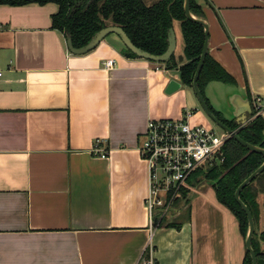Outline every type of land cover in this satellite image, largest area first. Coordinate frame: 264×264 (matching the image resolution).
Listing matches in <instances>:
<instances>
[{
	"label": "crops",
	"instance_id": "0c3cea01",
	"mask_svg": "<svg viewBox=\"0 0 264 264\" xmlns=\"http://www.w3.org/2000/svg\"><path fill=\"white\" fill-rule=\"evenodd\" d=\"M194 1L209 56L235 81L208 83V103L243 127L257 96L264 119V0ZM57 12L0 6V264H242L238 223L203 177L162 217L178 228H155L144 207L137 147L146 123L191 113V125H214L179 77V24L171 28L179 65L165 70L123 55L115 35L72 55L51 27ZM173 81L179 88L167 93ZM95 145L105 159L91 154Z\"/></svg>",
	"mask_w": 264,
	"mask_h": 264
},
{
	"label": "trees",
	"instance_id": "16d2710c",
	"mask_svg": "<svg viewBox=\"0 0 264 264\" xmlns=\"http://www.w3.org/2000/svg\"><path fill=\"white\" fill-rule=\"evenodd\" d=\"M184 0H160L147 6L142 0H0V6L25 7L26 5L54 4L58 12L52 16L51 27L70 37L73 48L85 46L91 38L107 26H115L124 31L133 46L156 56L162 55L168 48L167 36L174 23L179 24L182 35L183 56L185 62L180 64L175 60L174 54L164 65L165 70H172L178 65L179 77L182 85L192 89L194 73L199 64V58L204 47V28L186 19L183 13ZM190 13L203 18L201 7L194 0H190ZM123 55L138 59L126 48ZM204 65L199 74L198 88L207 107L215 118L226 125L231 131L246 143L264 149V119L262 108L252 107L250 122L241 127L232 121H227L211 108L204 90L208 83L217 82L230 86L235 85L234 79L228 75L208 54L204 58ZM162 65V64H159ZM223 162L198 169L187 181L192 185L199 177L212 183L215 197L219 205L225 207L238 223L239 234L245 240L248 221L242 208L235 202L234 194L237 187L264 162V157L249 152L240 143L227 139L222 149ZM188 188L181 191V196L174 206L187 198ZM264 195V170L240 193V199L250 211L252 220L260 212V197ZM154 227H176L179 225L166 224L164 219H154ZM256 225V220H254ZM252 239V249L255 252L257 264H264V252L260 250L259 243H264V229L259 233L257 241L255 233ZM242 264H251L249 252L244 250Z\"/></svg>",
	"mask_w": 264,
	"mask_h": 264
},
{
	"label": "built area",
	"instance_id": "2783aa9c",
	"mask_svg": "<svg viewBox=\"0 0 264 264\" xmlns=\"http://www.w3.org/2000/svg\"><path fill=\"white\" fill-rule=\"evenodd\" d=\"M113 67V60L103 62L104 70ZM252 104L256 109H263L257 96ZM190 116L187 113L183 119L149 120L139 141L138 155L148 174L144 207L152 226L155 218L160 220L173 212L182 189L187 188V181L198 169L223 162L222 149L229 136L224 131L191 125ZM101 153L98 145L91 152L105 159L106 155Z\"/></svg>",
	"mask_w": 264,
	"mask_h": 264
},
{
	"label": "water",
	"instance_id": "95a60500",
	"mask_svg": "<svg viewBox=\"0 0 264 264\" xmlns=\"http://www.w3.org/2000/svg\"><path fill=\"white\" fill-rule=\"evenodd\" d=\"M183 13H185L186 19H188V20L200 25L202 28H204V43H203L204 47H203L202 53H201L200 58H199L200 62L198 64L196 72L194 73V76H193L194 79H193V84H192V89H193V92L195 93V95L198 99L200 108L204 111L205 115H207V117L212 122V124H214L220 130H223L229 136L230 139L235 140L238 144L240 143L249 152L254 153V154L256 153V154L262 155L264 157V149L257 147V146L253 147L252 145L241 140L235 132L231 131L226 125L221 124L215 118V116L211 113L209 108L207 107L206 102L204 101L202 94L200 93L199 88H198V79H199V74H200V72L203 68V65H204V61H205L204 58L208 52L209 28L207 27V23L205 22L204 19L198 18V17L194 16L192 13H190V0H184ZM109 35L117 36L118 39L120 40L122 46L124 48H126L127 50H129L132 54H134L138 59H143V60L151 62L153 64H166V63H168L170 58L174 54L175 49H176L175 34H174L173 29L169 30V32H168V36H167L168 48H167L166 52L163 53L162 55L153 56V55L143 51L142 49H140V48L138 49L137 47L133 46V44L131 43L127 34L124 31H122L120 28L115 27V26H107V28L100 30L98 33H96L91 38V40L85 46L80 47V48H73L71 38L66 37V48L74 56L75 55H85V54L91 53V51L95 50L97 48V46L102 41H104L107 38V36H109ZM182 60H183L182 56L178 57L179 62L182 63L183 62ZM177 88H179V85L173 81L172 83H170L168 85L166 92L171 93V92H173V90H175ZM247 104L249 105L248 101H247ZM248 112L252 113L251 109H249ZM239 121L243 127L248 125L245 118H242ZM263 170H264V162L261 166H259L255 170V172L252 175H250L248 178H246L243 182L240 183V185L237 187L238 189L236 190V192L234 194L235 202L242 208V210L244 211V213L246 215V220L248 221L247 231L245 234L246 237L244 240V247H245L246 251L249 252V254H250L251 264H257L256 255L252 249V239H253V237H254L253 235L255 233V224H254V220H252L250 211L248 210L247 206L245 204H243V202L240 199V193L246 186H248L253 180H255L257 176L262 174Z\"/></svg>",
	"mask_w": 264,
	"mask_h": 264
},
{
	"label": "rangeland",
	"instance_id": "374dc122",
	"mask_svg": "<svg viewBox=\"0 0 264 264\" xmlns=\"http://www.w3.org/2000/svg\"><path fill=\"white\" fill-rule=\"evenodd\" d=\"M147 6L153 5L155 2L160 1V0H142ZM213 129L218 132L220 129L213 125ZM260 212L255 216L254 215V220H256V225H255V240L257 241V238L259 237V233L264 229V219H261V217H264V195L260 197ZM181 202V201H180ZM176 203V202H175ZM175 209V208H174ZM158 220V219H157Z\"/></svg>",
	"mask_w": 264,
	"mask_h": 264
}]
</instances>
